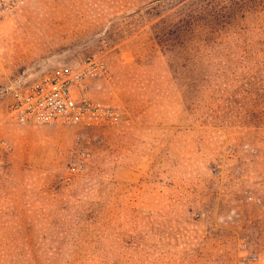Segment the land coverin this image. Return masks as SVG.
Instances as JSON below:
<instances>
[{
    "label": "rangeland",
    "instance_id": "obj_1",
    "mask_svg": "<svg viewBox=\"0 0 264 264\" xmlns=\"http://www.w3.org/2000/svg\"><path fill=\"white\" fill-rule=\"evenodd\" d=\"M63 67L91 68L120 122L13 123L14 88ZM245 243L264 264V0H25L0 18V264H241Z\"/></svg>",
    "mask_w": 264,
    "mask_h": 264
},
{
    "label": "built area",
    "instance_id": "obj_2",
    "mask_svg": "<svg viewBox=\"0 0 264 264\" xmlns=\"http://www.w3.org/2000/svg\"><path fill=\"white\" fill-rule=\"evenodd\" d=\"M25 0H0V18L20 10ZM92 67L103 72L104 66ZM91 68L74 70L63 67L36 80L27 81L14 88L10 105V118L21 127L44 125L109 127L121 120L118 106L94 100L87 92L86 80ZM2 146L10 151V145ZM83 168L80 163L71 168L73 173ZM241 264H257L259 257L248 244L241 245Z\"/></svg>",
    "mask_w": 264,
    "mask_h": 264
}]
</instances>
